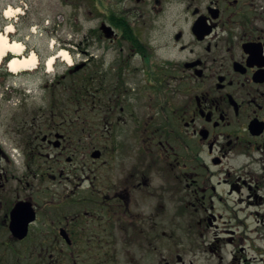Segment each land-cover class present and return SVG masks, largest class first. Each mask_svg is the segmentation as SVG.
<instances>
[{
    "label": "flooded vegetation",
    "instance_id": "af4514ba",
    "mask_svg": "<svg viewBox=\"0 0 264 264\" xmlns=\"http://www.w3.org/2000/svg\"><path fill=\"white\" fill-rule=\"evenodd\" d=\"M86 1L79 79L10 118L22 167L0 140V264L162 262L171 208L248 222L264 264V0Z\"/></svg>",
    "mask_w": 264,
    "mask_h": 264
},
{
    "label": "rangeland",
    "instance_id": "374dc122",
    "mask_svg": "<svg viewBox=\"0 0 264 264\" xmlns=\"http://www.w3.org/2000/svg\"><path fill=\"white\" fill-rule=\"evenodd\" d=\"M75 3L71 4L70 0H0V33L9 24H12L13 32L10 33L9 39L23 43L26 47L24 54L34 51L38 62L33 71L18 74L8 71L6 61L0 63L5 74L15 77L7 78L9 87L12 83L20 86L19 100H16L14 95L13 99L1 102L2 97H0L2 109L0 111V140L7 148L12 146L11 148L15 149L16 152H12V154L20 167L27 161V158L19 149V145H22L20 137L13 133L16 121L11 122L10 118L13 115L27 114L25 120L30 123L32 115L36 114L38 109L47 110L48 108L50 95L49 90L44 89L46 85L51 86L53 82L64 84L78 80L80 77L79 73L68 74L67 69L70 66L60 59L55 60L50 72L45 67L46 59L62 49L70 54L73 63L79 64L82 60L81 53L79 50L75 51L73 47L75 44L71 46L70 41L74 40L78 44L82 34L87 29H93L96 26L97 10L94 3H89V5L86 1L81 6H76ZM9 5L21 8L23 13L16 15L11 20L6 19L3 16V10ZM70 50L75 51L74 55L70 53ZM9 87L8 89H10ZM57 88L56 96L61 92V86H57ZM75 108L77 106L73 107V109ZM94 123L91 119L89 121L88 117V127L90 128V125ZM36 163L41 164V161L37 160ZM43 168L45 169L46 165ZM163 219H166L168 223L164 236L166 245L163 249L157 250L161 252L163 259L161 262L160 258L153 257L150 260L151 264L166 262L168 264H259V251L255 248L259 241H257L256 232L251 229L253 226L249 227L248 222L246 223L248 229H246L241 224L238 225L236 220L226 217L219 220V229L214 230L200 226L197 223L198 218L189 210L183 216H178L173 208ZM229 229H232L234 234L222 232V230ZM160 232L158 230L159 234ZM216 236L220 238L218 243L214 242ZM231 236L234 244L224 245L226 240L223 237ZM213 244H215V248H213ZM194 247L197 250L192 249ZM200 247L201 249H199ZM211 247L212 249H210ZM231 253L237 259H232ZM178 257L181 261L178 260Z\"/></svg>",
    "mask_w": 264,
    "mask_h": 264
},
{
    "label": "bare ground",
    "instance_id": "6f19581e",
    "mask_svg": "<svg viewBox=\"0 0 264 264\" xmlns=\"http://www.w3.org/2000/svg\"><path fill=\"white\" fill-rule=\"evenodd\" d=\"M22 10L19 7L7 6L3 10V16L11 20L16 15L22 14ZM13 32V25L9 24L2 33H0V63L4 58L10 54L12 57L7 61V68L11 73L18 74L24 71H33L37 66V56L32 51L28 55L24 54L25 46L19 41L9 39L10 33ZM56 59H60L67 65L72 64V58L70 54L62 49L56 54L50 55L46 59L45 67L50 72L53 68V64Z\"/></svg>",
    "mask_w": 264,
    "mask_h": 264
}]
</instances>
